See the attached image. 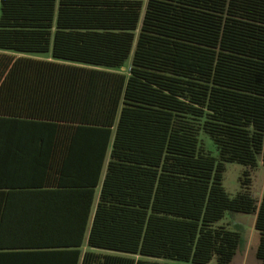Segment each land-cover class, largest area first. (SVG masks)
Masks as SVG:
<instances>
[{"label":"trees","instance_id":"trees-1","mask_svg":"<svg viewBox=\"0 0 264 264\" xmlns=\"http://www.w3.org/2000/svg\"><path fill=\"white\" fill-rule=\"evenodd\" d=\"M0 50V121L94 150L81 207L40 216L77 219L76 246L91 218L87 246L120 253L80 264H229L242 234L225 213L253 215L264 264V183L249 189L264 166V0H0ZM226 162L244 166L232 196Z\"/></svg>","mask_w":264,"mask_h":264},{"label":"crops","instance_id":"crops-1","mask_svg":"<svg viewBox=\"0 0 264 264\" xmlns=\"http://www.w3.org/2000/svg\"><path fill=\"white\" fill-rule=\"evenodd\" d=\"M80 148L78 141H49L46 129L0 121V264H80L86 250L110 253L87 246L91 218L76 246L77 219L40 217L46 209L81 207L85 188L80 179L89 178L90 171L94 176L96 159L94 150L90 154ZM104 167L105 162L100 179ZM98 190L99 184L92 209Z\"/></svg>","mask_w":264,"mask_h":264},{"label":"rangeland","instance_id":"rangeland-1","mask_svg":"<svg viewBox=\"0 0 264 264\" xmlns=\"http://www.w3.org/2000/svg\"><path fill=\"white\" fill-rule=\"evenodd\" d=\"M3 51V50H0ZM14 55H25L33 58H50L49 51L43 53H17L12 51H4ZM130 56L124 61L123 65L118 71L126 73L130 61ZM198 140L204 149L210 151L212 154L215 153L214 147L209 138L203 133H198ZM244 166L237 162H226L224 164V171L222 174V186L229 196H232L238 190V176L243 170ZM250 177V192L255 198H259L263 183H264V166H262L260 159L257 160V164L249 169ZM223 223L229 228L237 227L242 234V242L237 252L233 256L229 264H258V261L254 257V247L257 240V234L253 229V215L243 213H233L231 216L227 213L218 221ZM112 254H120L116 251H110ZM159 262L165 264H191L190 262L173 260L169 258H155ZM207 264H214L211 260Z\"/></svg>","mask_w":264,"mask_h":264}]
</instances>
